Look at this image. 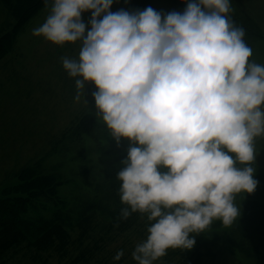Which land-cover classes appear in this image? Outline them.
<instances>
[{"label": "clouds", "instance_id": "9594fccd", "mask_svg": "<svg viewBox=\"0 0 264 264\" xmlns=\"http://www.w3.org/2000/svg\"><path fill=\"white\" fill-rule=\"evenodd\" d=\"M113 2L44 0L48 15L32 32L79 44L62 67L75 78V100L94 83L95 117L118 146L129 141L115 177L119 217L145 220L147 236L131 255L154 264L170 248L192 249L214 220L232 225L237 194L255 191L264 64L250 59L231 0H184L170 12H113Z\"/></svg>", "mask_w": 264, "mask_h": 264}, {"label": "trees", "instance_id": "16d2710c", "mask_svg": "<svg viewBox=\"0 0 264 264\" xmlns=\"http://www.w3.org/2000/svg\"><path fill=\"white\" fill-rule=\"evenodd\" d=\"M1 2L13 22L5 20L9 29L0 33V59L13 50L24 25L45 5L44 0ZM129 3L154 9L151 0ZM230 15L236 25L245 29L244 40L251 48L261 36L255 20L242 11ZM89 110L72 119L60 138L53 140L51 151L57 152L61 146L72 151L84 140L93 141V148H81L77 155L85 164L83 169L89 164L92 167L89 155L93 151L111 159L104 178L98 182L87 178L86 186L91 190L68 198L61 189L76 181L63 176V164L47 170L43 160H37L19 168L14 173L15 182L0 190V264H8L19 253L33 264H136L131 254L136 244L146 238V224L139 213L127 219L119 217L125 205L115 180L124 167L121 161L127 156L129 141L122 138L118 146L104 122ZM92 172L87 169L88 175ZM255 178L263 198L249 196L234 226L222 231L208 227L205 233L195 235L192 249L170 248L154 264H216L221 251L243 264H264V172ZM117 253H122L119 259L115 258Z\"/></svg>", "mask_w": 264, "mask_h": 264}, {"label": "rangeland", "instance_id": "374dc122", "mask_svg": "<svg viewBox=\"0 0 264 264\" xmlns=\"http://www.w3.org/2000/svg\"><path fill=\"white\" fill-rule=\"evenodd\" d=\"M152 1L156 11H182L186 6L184 0ZM119 9L132 11L143 10L144 7L132 6L129 0H114L110 10L115 12ZM231 9V14L242 11L255 20L261 36L252 43L250 59L258 64H264V0H231ZM48 12L49 8L44 5L24 25L13 50L0 59V190L15 182L14 173L19 168L31 161L43 160L47 170L63 164V176L74 178L76 184L68 183L61 189L64 196L72 198L91 190V187L86 186L87 178H92L93 182L102 180L112 160L93 151L92 155H89V158L93 159L92 167L89 164L83 169L85 164L77 152L81 148H93L95 146L93 141L84 140L72 151H66L62 146L57 150L60 153L51 151L53 140L58 136L60 138L61 133L76 115L89 108V111L95 113L94 98L91 93L96 86L90 82L86 86L85 95L81 91L79 101L74 99L75 78L67 75L62 67L61 58L64 56L76 58L79 44L67 42L59 46L47 41L42 35H34L32 32L44 21ZM90 15V11L82 13L86 25ZM5 20H9V24L13 22L0 0V33L9 29ZM255 148L260 152L257 156V165H254L257 167L255 173L257 175L259 172H264V137L256 138ZM87 169L93 172L88 175ZM259 190L258 182L253 193L237 194L234 203L241 209V215L249 196L262 200ZM239 219L238 217L227 227L220 220H214L209 227L222 231L234 226ZM22 255L19 253L14 257L13 262L10 261L8 264H33ZM215 262L243 264L232 259L225 251L218 254Z\"/></svg>", "mask_w": 264, "mask_h": 264}]
</instances>
